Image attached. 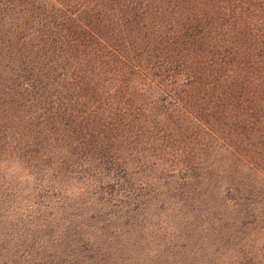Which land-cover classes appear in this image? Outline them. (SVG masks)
I'll list each match as a JSON object with an SVG mask.
<instances>
[{"label":"trees","instance_id":"1","mask_svg":"<svg viewBox=\"0 0 264 264\" xmlns=\"http://www.w3.org/2000/svg\"><path fill=\"white\" fill-rule=\"evenodd\" d=\"M200 96L264 121V0H0V158L126 171L112 140L189 116Z\"/></svg>","mask_w":264,"mask_h":264},{"label":"rangeland","instance_id":"2","mask_svg":"<svg viewBox=\"0 0 264 264\" xmlns=\"http://www.w3.org/2000/svg\"><path fill=\"white\" fill-rule=\"evenodd\" d=\"M195 99L112 140L126 171L0 158V264H264V121L229 96Z\"/></svg>","mask_w":264,"mask_h":264}]
</instances>
